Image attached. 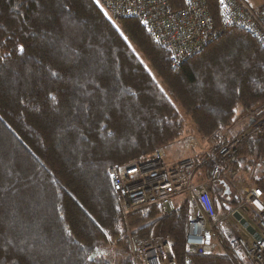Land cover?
I'll use <instances>...</instances> for the list:
<instances>
[{
  "label": "trees",
  "instance_id": "trees-1",
  "mask_svg": "<svg viewBox=\"0 0 264 264\" xmlns=\"http://www.w3.org/2000/svg\"><path fill=\"white\" fill-rule=\"evenodd\" d=\"M205 2L220 27L217 0ZM263 108L264 49L240 27L174 66L138 21L95 0H0V264H133L132 248L154 229L175 264H248L218 230L220 253H188L184 198L170 213L150 207L124 219L107 171L166 148L184 119L204 140L229 131L237 109L254 121ZM214 159L194 158L195 183ZM263 160L264 133H253L224 171L264 200ZM226 188L207 186L217 214L240 205Z\"/></svg>",
  "mask_w": 264,
  "mask_h": 264
},
{
  "label": "built area",
  "instance_id": "built-area-1",
  "mask_svg": "<svg viewBox=\"0 0 264 264\" xmlns=\"http://www.w3.org/2000/svg\"><path fill=\"white\" fill-rule=\"evenodd\" d=\"M113 18L136 20L153 41L165 46L171 62L178 66L199 54L229 27H240L264 49V10L245 0H217L220 27H216L205 0H95ZM264 133V113L236 138H217V151L205 183H195L197 163L179 152L168 161L164 148L127 165L108 169L110 184L124 219L137 209L156 207L170 213L179 199L188 204L185 246L190 254H211L216 230L248 264H264V200L262 191L239 185L229 178L225 164L235 155L238 144L248 135ZM191 147V146H190ZM193 147V146H192ZM191 147V148H192ZM190 149V148H189ZM226 182L240 199V205L217 214L207 192L209 184ZM249 208L255 221L242 212ZM244 219L252 232L234 215ZM208 226L210 228H208ZM133 264H175L171 243L152 233L131 251ZM185 264H192L187 260Z\"/></svg>",
  "mask_w": 264,
  "mask_h": 264
},
{
  "label": "rangeland",
  "instance_id": "rangeland-1",
  "mask_svg": "<svg viewBox=\"0 0 264 264\" xmlns=\"http://www.w3.org/2000/svg\"><path fill=\"white\" fill-rule=\"evenodd\" d=\"M246 2L254 8L256 7L259 8V6L262 4V0H246ZM177 111L179 112V114H183L180 109H178ZM263 111H264V108L262 112ZM241 115L242 114H241L240 109H237L235 117H234L235 122H234L233 127H231L229 131L222 132L220 135L226 134L227 136H229L228 137L229 139L231 138V136H233V138H231L232 140L236 138L237 136H239V134L242 133L245 129H247L250 116L254 117L255 114L250 113V115L246 118H243ZM184 121H185L183 122L184 129L180 133V136L174 142L170 143L166 148H164L168 156L167 157L168 161H173L179 152L184 153L183 156L189 157L192 159L197 157V155L199 156L201 153L207 154L208 152L210 155L214 156L215 152L217 151V145H216L217 138L220 135L217 136L216 138H209V139L206 138L204 140L203 139L199 140L197 138L199 136L196 135L197 133L193 125L188 121V119H184ZM190 146L191 147L193 146V147L191 148ZM248 161L249 160H247L246 163H248ZM251 164H252L251 167L247 165L245 170H242L244 171V173L240 174V176L242 177L241 179L244 181H249L248 177H251L252 175V172H253L252 168L254 167L255 163H251ZM257 168L264 170V160L260 161V164L257 166ZM237 182H241V181H237ZM248 185L249 184L247 183V186ZM208 228L210 227L208 226ZM154 232H156V229L153 230V233ZM220 252H221V249H220V244H219V238H217L214 242V246L212 248L211 253H220Z\"/></svg>",
  "mask_w": 264,
  "mask_h": 264
},
{
  "label": "water",
  "instance_id": "water-1",
  "mask_svg": "<svg viewBox=\"0 0 264 264\" xmlns=\"http://www.w3.org/2000/svg\"><path fill=\"white\" fill-rule=\"evenodd\" d=\"M226 193H229V189L226 188ZM234 218L239 221L242 227H244L248 232H252V228L248 226L247 222L244 219H241V217L238 214L234 215Z\"/></svg>",
  "mask_w": 264,
  "mask_h": 264
},
{
  "label": "crops",
  "instance_id": "crops-1",
  "mask_svg": "<svg viewBox=\"0 0 264 264\" xmlns=\"http://www.w3.org/2000/svg\"><path fill=\"white\" fill-rule=\"evenodd\" d=\"M245 2H246V0H245ZM247 3V2H246ZM248 4V3H247ZM249 5V4H248ZM261 6V5H260ZM259 6V7H260ZM252 7V6H251ZM254 8V7H253ZM256 8H258V7H256ZM235 182H237V181H235ZM239 185H244V186H246V187H249V188H255V187H251V186H247V184H245V183H243V182H237Z\"/></svg>",
  "mask_w": 264,
  "mask_h": 264
},
{
  "label": "snow or ice",
  "instance_id": "snow-or-ice-1",
  "mask_svg": "<svg viewBox=\"0 0 264 264\" xmlns=\"http://www.w3.org/2000/svg\"><path fill=\"white\" fill-rule=\"evenodd\" d=\"M21 50H23V46H21Z\"/></svg>",
  "mask_w": 264,
  "mask_h": 264
}]
</instances>
